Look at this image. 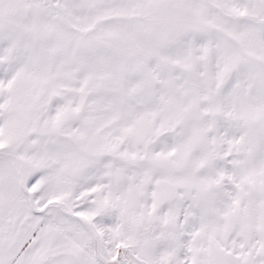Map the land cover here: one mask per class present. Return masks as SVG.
Returning a JSON list of instances; mask_svg holds the SVG:
<instances>
[{"label":"snow or ice","instance_id":"obj_1","mask_svg":"<svg viewBox=\"0 0 264 264\" xmlns=\"http://www.w3.org/2000/svg\"><path fill=\"white\" fill-rule=\"evenodd\" d=\"M0 264H264V0H0Z\"/></svg>","mask_w":264,"mask_h":264}]
</instances>
